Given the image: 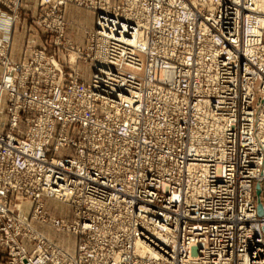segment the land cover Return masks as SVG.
<instances>
[{
	"label": "built area",
	"instance_id": "built-area-1",
	"mask_svg": "<svg viewBox=\"0 0 264 264\" xmlns=\"http://www.w3.org/2000/svg\"><path fill=\"white\" fill-rule=\"evenodd\" d=\"M171 1L37 0L32 21L55 35L56 46L73 47L65 36L67 6L96 14V28L85 31L90 80H81L75 70L67 86L57 76L58 65L41 61L39 53L31 60L13 59L14 33L26 0H0V247L10 255L4 264H113L110 253L128 248L124 237L111 242L125 217L116 220L115 210L100 208L94 199L121 192L112 181L134 180L141 192L132 195L133 201L150 213L145 221L156 231L165 223L176 239L162 243L142 220L134 226V237L158 255L160 264L192 256L201 264H264V215L258 214L256 195L259 184L264 209V144L258 132L264 110V27L257 52L249 56L244 50L252 29L248 19L264 11L256 9L259 0H181L182 7ZM184 11L193 14L192 21L179 17ZM161 13L170 15L159 19ZM168 21L182 22L184 28L180 40L169 46L173 52L161 57L155 44L171 39L172 27L159 33ZM140 35L149 47L138 42ZM204 47L215 61L201 57ZM169 66L176 68L172 82L161 79L162 68ZM40 75L51 83H43ZM198 84L212 92L198 91ZM158 88L175 92L177 101L147 93ZM210 96L224 100L214 115L231 117L223 141H206L226 150L220 174L215 158L188 151L192 101ZM125 119L135 129L118 140ZM30 144L40 146L38 156L22 151ZM196 160L210 166L208 191L197 194L192 204L172 200L193 181L186 164ZM43 197L70 206V217L48 214ZM17 198L30 200L28 215L13 208ZM120 202L127 199L120 196ZM34 223L76 235L78 254L38 232ZM27 245H35L32 253ZM132 262L154 264L135 252L121 264Z\"/></svg>",
	"mask_w": 264,
	"mask_h": 264
},
{
	"label": "bare ground",
	"instance_id": "bare-ground-1",
	"mask_svg": "<svg viewBox=\"0 0 264 264\" xmlns=\"http://www.w3.org/2000/svg\"><path fill=\"white\" fill-rule=\"evenodd\" d=\"M161 0H155L156 3H159ZM213 0H204L203 2H212ZM172 5L175 6H183L184 4L181 2V0H172ZM256 9L260 11H264V0H259L258 5L256 6ZM159 19L165 18L168 19L169 13H161L156 14ZM183 21L189 20L192 21L193 14L189 11H184L179 16ZM248 23L252 25V29L248 30L245 35V43H244V50L247 52L249 56H253L257 51V42L258 38L260 36V33L264 27V15H260L259 17L250 16L248 19ZM149 27L152 28L153 24L151 22H148ZM172 30L170 32L171 39H164L161 38L158 40V42L155 44L157 46V49L161 55V57L169 56L173 49H170L169 46L178 42L180 40L181 32L180 30L184 28V24L182 22L178 23H171L168 21L167 25L162 27L159 30L160 34H166L169 32V30ZM203 32L206 34V31L203 30ZM138 42L141 43V45L149 47V42L147 38H143L142 35L139 36ZM264 49V48H263ZM71 53V52H70ZM72 56V62H74L75 56L70 54ZM98 56L101 58H104V55L99 52ZM207 56H211L208 54V50L206 47H204L201 50V57L205 58ZM213 61L216 60V55L211 56ZM154 60H150L151 64H154ZM176 68L169 66V67H163L161 70V79L165 81L172 82L175 76ZM219 76H216L213 78V80H218ZM208 88L211 92L212 89L205 84H198V91L202 92ZM159 90H153L148 89V94H153L160 100L163 99L164 102L167 100L177 101L176 93L172 90H164L162 88H158ZM186 101V100H185ZM224 103L223 99L216 100L213 97H208L204 100H195L192 101V104H194L192 110H193V122H194V129L191 132L190 135V143L188 144V151L191 153V155L200 154L205 157H211L215 158L217 161L215 163V171L216 173L220 174L223 170V164L222 160L226 156V150L222 147L219 148H211L206 144V141L208 139H214L218 141H223L225 137V132L227 128L229 127V124L231 122V117H216L214 115L215 108H217L218 105H221ZM184 106H186V103H182ZM46 108L48 112L52 111V107L50 106V103H46ZM158 114L160 113L157 112ZM123 124L125 126V130L123 133L118 134V140H122L124 136L129 131H134V124L130 122L128 119H125L123 121ZM259 124L261 127H259L258 132L261 133V139L264 144V110L262 111ZM150 125V124H147ZM42 128V127H41ZM22 151L27 152L30 157H36L40 153V146L34 147L33 145H26L21 146ZM145 158L142 157L141 160H144ZM186 169L189 172L190 176L192 177V182L184 184V194L175 193L172 200H179L182 199L186 204H192V200L197 196V194H203L205 195L209 188L208 183V175L210 173V166L208 164L200 163L199 161H188L186 164ZM199 173H202L201 176H198ZM137 177H135L136 179ZM111 183L115 184L116 187H121V192H114L110 195L109 199L106 196V193H100L99 196H97L94 201L97 206L100 208L106 210V211H114V218L117 220L119 217L124 216L125 221L123 223H118V233L115 234L111 238L112 244H117L122 237L125 238L126 245H128V248H124L119 251H113L111 252L113 264H121L125 257L130 252L138 253L142 257L148 258V260L154 264H160V259L158 255L154 252H151L148 250L144 244L142 243L140 238L134 237L135 234V228L134 226L140 221L148 225L152 232L154 233L153 236L157 239H159L162 243H166L167 241L176 243L175 236L172 235V231L167 228V225L165 223L161 224L162 230L156 231L153 226L145 221V217L149 215L146 211V209L142 208L140 209L139 206H136V204L133 201V196L136 195L139 192H141L140 188L136 185L135 180L131 182L124 183L122 181H112ZM66 197H70V193L65 194ZM120 196L125 197L127 199V202H120ZM171 200V201H172ZM119 211V213L116 212ZM243 214H246V212H243ZM101 235L106 236L107 230L103 229ZM139 262H132L131 264H135ZM174 264H201L200 260L197 257H189L184 258L180 262H175Z\"/></svg>",
	"mask_w": 264,
	"mask_h": 264
},
{
	"label": "rangeland",
	"instance_id": "rangeland-1",
	"mask_svg": "<svg viewBox=\"0 0 264 264\" xmlns=\"http://www.w3.org/2000/svg\"><path fill=\"white\" fill-rule=\"evenodd\" d=\"M37 0H26L24 9L21 10V20L20 23L17 25L19 28H16L14 39L16 40L14 45L19 53V57L21 60L24 58L27 60L34 59V55L38 54L40 60L56 67L58 65L59 71L57 76H61V82L65 85L69 86L71 82V76L73 71L78 70L80 79L83 81L88 82L91 77V70L93 66L91 64L90 57L88 56L87 50V42L84 45H76L72 42V48L67 46H56L53 41H55V35H48L46 30L40 24L34 23L32 18L35 19L37 16L38 4ZM28 4V5H27ZM33 7L36 9L33 12L31 11ZM87 9V8H85ZM29 10V11H28ZM89 10V9H87ZM31 11V13H30ZM37 11V12H36ZM26 12L29 13L26 14ZM94 13L93 11H91ZM89 12V13H91ZM26 14V15H25ZM95 15V26L93 29L87 30H94L96 28V14ZM51 31H49L50 33ZM66 36V33H65ZM67 38V37H66ZM46 39V40H45ZM25 40H27L25 42ZM71 52V53H70ZM42 53L44 56H42ZM70 54L74 55V62H72L73 58ZM90 55V54H89ZM38 57V58H39ZM15 60V59H14ZM16 62H20V60H15ZM53 62V63H52ZM57 64V65H55ZM74 69V70H73ZM40 80L43 83L50 84L51 82L46 81L43 76H39ZM261 193V192H260ZM257 195V194H256ZM258 196V195H257ZM259 195L258 199H260ZM43 201L45 202V210L48 214H53L57 216V218H63L65 216L70 217L71 207L65 203H62L58 200H54L50 197H43ZM48 201V202H47ZM261 201V199H260ZM262 202V201H261ZM51 203V204H48ZM258 203V200H257ZM21 214L25 213V215L29 214V208L31 209L30 200L27 198H17L16 203L13 206ZM25 208H27L25 210ZM70 211V212H69ZM40 226L41 228H39ZM34 227L39 230L43 235L47 238H50L52 241L57 243L60 247L65 249L68 252H71L73 255L78 254L77 249V236L73 233H67L63 231H58L55 228L51 227L47 224L42 223H34ZM72 245V246H70ZM28 251L32 253L35 248V245H27ZM0 251L5 256V260H9V253L8 250L5 248L0 247ZM30 259H33L31 257ZM18 263H20V258L17 257Z\"/></svg>",
	"mask_w": 264,
	"mask_h": 264
},
{
	"label": "crops",
	"instance_id": "crops-1",
	"mask_svg": "<svg viewBox=\"0 0 264 264\" xmlns=\"http://www.w3.org/2000/svg\"><path fill=\"white\" fill-rule=\"evenodd\" d=\"M36 9L33 7L31 10L33 12ZM29 11V10H28ZM30 11V13H31ZM90 10H87L82 7H77L75 5H69L65 9V19L67 22L66 26V37L67 39L71 40L74 44L78 46H82L87 42L85 31L87 29H93L95 26V15L94 13H89ZM26 14L29 15L28 12ZM25 14V15H26ZM16 28H19L18 26ZM16 31V30H15ZM15 34V33H14ZM15 39L13 38V44H12V57L15 60H21L19 57V49H17L14 45ZM27 40H25L26 42ZM48 202V201H47ZM16 202H14L15 204ZM51 204V203H48ZM27 208H25L26 210ZM70 212V211H69ZM41 228L40 226H38ZM72 246V245H70ZM5 262V256L0 251V264H4Z\"/></svg>",
	"mask_w": 264,
	"mask_h": 264
},
{
	"label": "water",
	"instance_id": "water-1",
	"mask_svg": "<svg viewBox=\"0 0 264 264\" xmlns=\"http://www.w3.org/2000/svg\"><path fill=\"white\" fill-rule=\"evenodd\" d=\"M260 192H261V190H260V185L257 184V186H256V194L259 196V195H260ZM257 209H258V214H259V215H261V216L264 215L263 204H262V202L260 201V199H258Z\"/></svg>",
	"mask_w": 264,
	"mask_h": 264
}]
</instances>
